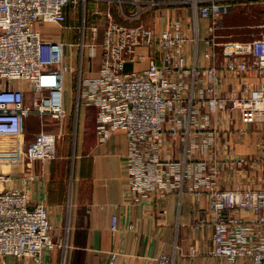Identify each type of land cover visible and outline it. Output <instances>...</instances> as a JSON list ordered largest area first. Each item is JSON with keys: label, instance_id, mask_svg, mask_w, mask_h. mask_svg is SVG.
Instances as JSON below:
<instances>
[{"label": "built area", "instance_id": "obj_1", "mask_svg": "<svg viewBox=\"0 0 264 264\" xmlns=\"http://www.w3.org/2000/svg\"><path fill=\"white\" fill-rule=\"evenodd\" d=\"M96 2L106 7L93 8ZM243 3L260 4L259 11L252 13L255 23L249 27L262 32L248 43L225 40L223 15ZM182 6L190 8L195 24L199 18L211 20L205 38L206 59L211 62L222 56L224 69L236 77L254 71L260 79L258 85L245 80L242 87L225 89L220 68L214 63L189 68L181 20L171 19L160 33L144 22L147 18L155 20L161 9ZM70 12L79 20L74 44L80 60L77 110L82 105L96 108L100 140L114 131L124 132L128 141L124 162L127 187L138 200L174 188L184 192L190 152L186 148L180 160L162 153L165 135L175 138L179 134L176 123L166 126L167 117L175 111L184 112L189 107L193 118L202 112L197 122L202 132H209L214 116L231 113H238L244 124L260 123L264 130V0H0V136L21 135L24 118L31 112L58 120L66 117L64 79L72 71L71 62L66 60V43L44 39L36 25L63 27ZM117 14L137 24H121ZM101 29L103 39L99 42ZM99 55V76L85 80L83 57ZM143 62H147L143 70H127V65ZM204 77L207 84L201 86ZM18 82L28 84L33 108L27 105L26 89ZM187 125H191L190 120ZM25 155L29 164L57 158V135L37 133L26 145ZM261 162L264 156H240L227 165L239 170L248 163ZM211 163V159L200 162L191 188L197 200L207 198L210 220L202 218L197 226L213 230L208 255L224 264H264V188L242 184L222 188L216 177L224 166ZM13 179L11 172L0 170V258L28 257L34 264H45V253L61 245L54 240L48 207L44 202L31 205L30 184L35 176L25 177L20 187L10 186ZM117 225L115 215L112 229ZM115 259L116 254L109 264ZM153 260L171 264L173 257L162 252Z\"/></svg>", "mask_w": 264, "mask_h": 264}, {"label": "crops", "instance_id": "obj_2", "mask_svg": "<svg viewBox=\"0 0 264 264\" xmlns=\"http://www.w3.org/2000/svg\"><path fill=\"white\" fill-rule=\"evenodd\" d=\"M257 5L253 13L258 12L260 4L252 6L236 4L224 14L227 29L223 31L225 40L246 42L262 30H253L249 25L238 24L235 9L243 8L249 12ZM106 7L103 4L102 8ZM234 12V13H233ZM245 12H242L244 15ZM249 18H252V14ZM119 23L135 25L129 17L116 15ZM150 19V18H149ZM144 20L148 26H155L156 33L166 28L171 19L182 22L187 42L185 54L189 68L195 64L206 67L214 63L223 76L225 89L242 87L245 80L258 85L260 79L254 71H248L242 77H236L224 69L222 56L209 61L205 57L209 36L210 19L199 18L195 24L189 7L161 9L156 18ZM78 17L70 12L63 27L56 24L36 25L46 40H61L66 43V60L72 64V71L64 79L63 99L67 112L63 120L51 115L41 116L31 112L24 118L23 133L18 136H0V170L13 174L10 186H23L25 177L35 176L30 184L31 205L44 202L49 210L54 226V240L57 245L45 253V264H109L116 254L114 264H156L153 258L162 252L173 257L171 264H224L220 259L208 255L211 248V227L197 226L198 220H210L206 197L197 200L191 188L195 186L197 169L202 160H212V165L224 166L223 173L216 177L220 187L232 188L236 184L249 185V170L243 172L227 165L236 158L264 156V130L260 123L244 124L238 113L216 115L213 117L209 132L199 131L200 112L193 118L189 107L184 112L175 111L167 117L166 126L176 123L179 134L173 138L166 134L162 153L172 160H180L186 148L189 172L184 180V192L178 188L158 191L147 200H138L136 194L127 187L125 159L128 141L124 132L114 131L107 139L100 140L96 128V108L86 107L78 112L73 109L78 98V79L74 70L80 60L74 50L78 41ZM153 22L155 24L153 25ZM197 27V28H196ZM103 39L100 31L99 42ZM74 50V52H73ZM161 63V59H157ZM101 55L88 59L83 64V78L90 80L100 74ZM147 62L127 65V70H143ZM84 69V70H83ZM189 80L188 77L185 78ZM26 89L27 105L33 108V94L28 84L20 83ZM15 83V85H19ZM207 84L204 77L200 85ZM68 90L71 99L66 97ZM189 89L184 93L186 96ZM29 103V104H28ZM75 111V112H74ZM73 116V117H72ZM191 125H187V121ZM188 133L186 134V131ZM47 131L57 135L60 140L75 135V154L58 156L46 162H27L25 147L34 136ZM212 135V139H211ZM259 184L256 185V188ZM261 185V184H260ZM264 188V187H263ZM143 201V202H142ZM118 217V227H111L112 217ZM133 226V228H131ZM192 249L196 253L192 254ZM0 264H34L31 258L7 256L0 258Z\"/></svg>", "mask_w": 264, "mask_h": 264}, {"label": "rangeland", "instance_id": "obj_3", "mask_svg": "<svg viewBox=\"0 0 264 264\" xmlns=\"http://www.w3.org/2000/svg\"><path fill=\"white\" fill-rule=\"evenodd\" d=\"M103 4L104 3H102V2H96L95 5L93 4L92 7L94 8V7L99 6V7L102 8ZM256 7H257V5H255L252 8V10L249 11L248 13L245 12L244 10H242L243 8L235 9L234 12H236V14H238L236 16V18H237L236 22L238 24L244 25V26L255 23V21L252 18H249V17L253 13L252 11H255ZM242 12H245V14H247L248 16L244 15ZM229 14H232V13H229ZM99 52H100V49H99ZM77 57H79V54L77 55ZM83 59L84 60H88L90 58L83 57ZM74 72H75L76 82H77L78 74L80 73V64L79 63H77V66H76V69L74 70ZM67 91H68V93H67L66 97L68 98V101H69L71 99L72 92L70 90H68V89H67ZM76 102H77V100H76ZM86 107H89V106H86ZM81 108H82V106H81ZM73 109H75V111L78 112L76 103L74 104ZM73 133L74 132H71L70 139H64L62 141L60 140V142L57 144V154H58V156H64V155H68L69 156L71 154V152H72V157L74 156V154H75V152H74V150H75V146H74L75 135H73ZM247 158L251 159V157H247ZM248 164H249V166H246V168L244 166L243 168L239 169L238 171L242 172L244 170H249L248 171L249 174L253 173V175H251V182H250L249 185H251L253 187H256V185L259 184L258 187L263 188L264 187V162L258 163L256 165L255 164H251V163H248Z\"/></svg>", "mask_w": 264, "mask_h": 264}]
</instances>
